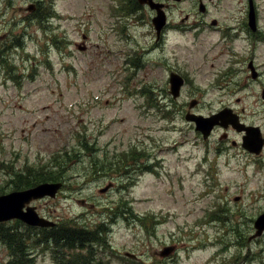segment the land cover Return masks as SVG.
Wrapping results in <instances>:
<instances>
[{
    "label": "rangeland",
    "instance_id": "1",
    "mask_svg": "<svg viewBox=\"0 0 264 264\" xmlns=\"http://www.w3.org/2000/svg\"><path fill=\"white\" fill-rule=\"evenodd\" d=\"M134 1L0 0V196L33 188L35 167L36 185L64 183L35 211L106 221L107 251L66 254L52 227L15 217L4 227L38 245L33 264H264V149L243 147L232 122L205 137L187 118L230 112L264 137V0H155L160 31ZM10 256L0 243V264Z\"/></svg>",
    "mask_w": 264,
    "mask_h": 264
},
{
    "label": "water",
    "instance_id": "2",
    "mask_svg": "<svg viewBox=\"0 0 264 264\" xmlns=\"http://www.w3.org/2000/svg\"><path fill=\"white\" fill-rule=\"evenodd\" d=\"M139 1L140 3H147L151 7L158 10L157 15L154 17L153 21L157 30L160 31L166 24V13L162 10H159V6L161 4L154 3L153 0ZM254 17V11L251 6V26L253 25ZM176 78L179 80L178 86L182 85L181 79H179L178 77ZM173 88H176V83L174 84ZM187 118L195 120L197 126H199V128L204 132L205 137L210 134V131L212 130L214 124L221 123L220 119L222 120L221 124L232 122L240 131L244 128H246L247 130V135L244 136L243 147L254 153H260L263 148L264 139L261 137L260 132L256 131V129L258 128L245 127L239 122L235 123V121L229 116L227 112L219 113L208 118L196 114H189L187 115ZM201 125L202 127H200ZM62 185V182H43L34 186L33 188H28L27 190L14 191L9 194L0 196V221L15 217L20 218L23 221H26L27 223L34 226L53 225V222L38 215L35 211V207L33 205H30V203L32 202V200L39 199L43 196L55 197ZM255 224L258 228V234H261L264 231V214L260 216ZM161 254L164 256L170 254V248L164 249Z\"/></svg>",
    "mask_w": 264,
    "mask_h": 264
},
{
    "label": "trees",
    "instance_id": "3",
    "mask_svg": "<svg viewBox=\"0 0 264 264\" xmlns=\"http://www.w3.org/2000/svg\"><path fill=\"white\" fill-rule=\"evenodd\" d=\"M135 4H139L136 3L134 1ZM41 17V13L38 15V18ZM24 170V169H23ZM22 172V170H20ZM20 171H17V173H19ZM36 172V168L32 167V166H27L25 168V173L28 174H32L31 176L26 178V181L30 182V184H28L29 187L31 186H35L38 182V178L33 175V173ZM35 180V181H34ZM5 223H0V243H3L5 245L9 246L10 252H11V256L10 259H8V261L6 262V264H33V259H31V255L33 254H37L38 253V245H29L28 241L24 238H28L25 237L23 233H19V232H15L13 230L7 229L5 228L4 225ZM107 222L103 221L100 222L99 224H97L98 228H94L97 231L91 230V229H87L85 227H81L79 228L78 226H75V228H70L67 227V224L64 226L63 224H59V231L57 233H55V229L52 228L51 230V235H49V238L53 239L54 242L60 246L64 248V252L66 254H70L68 253V250H72L74 251L76 254H81V251L83 249H88L90 250L92 247V253L88 254L87 256H93V255H97L95 254V248L92 246L93 243H97V241L99 242V246H103V248L105 250L104 253H106L107 251V234L103 235L104 232H102L101 230H98L101 225H106ZM19 237V246L16 247L13 243V240ZM48 241V240H46ZM80 243V244H79ZM79 244V245H78ZM81 248V251H78V247ZM113 255V253H112ZM70 256H74L73 254H71ZM77 257H73V258H65L62 257L61 258V263L60 264H80V260L81 257H79V255H75Z\"/></svg>",
    "mask_w": 264,
    "mask_h": 264
},
{
    "label": "flooded vegetation",
    "instance_id": "4",
    "mask_svg": "<svg viewBox=\"0 0 264 264\" xmlns=\"http://www.w3.org/2000/svg\"><path fill=\"white\" fill-rule=\"evenodd\" d=\"M153 1H154V3L161 4V3H159V1H155V0H153ZM152 9H153V12L156 11V15H157L158 10H157L156 8H153V7H152ZM166 9H167V5L161 4V5L159 6V10L164 11V12L166 13V15H167ZM156 15H155V16H156ZM167 25H168V22L164 25V28L168 27ZM252 26H253V25H252ZM162 31H163V30H162ZM228 35H229V36H232V37L234 38V36H233L232 34L228 33ZM161 36H162V32H161L160 34H157V35H156V39L159 40V39L161 38ZM221 36L224 37V35H221ZM234 39H235V38H234ZM229 55H230V53H229ZM228 64H229V62H228ZM259 74H260V73L254 74V75H253V78H257ZM213 82H214V81H210V82H209V85L212 86ZM229 108H230V107H229ZM224 109H226V108H224ZM230 109L232 110V108H230ZM221 110H222V109H221ZM221 110H220V111H221ZM226 111H229V110L226 109ZM218 113H219V112H218ZM213 114H217V113H213ZM229 114H230V112H229ZM252 115H255L254 112L247 113V116H252ZM236 116H238V115H236ZM239 120H240V118H239ZM241 122H242V121H241ZM242 123L245 125V127H257V128H258V131L261 132L259 126L251 125V124H247V123H245V122H242ZM222 125H226V124H222ZM237 131H238V130H237ZM245 131H247L246 128H244V132H245ZM238 132H239V131H238ZM244 132H240V133L243 134V135H242V141L244 140V136L247 135V133H244ZM263 139H264V137H263ZM263 149H264V147H263ZM262 151H263V150H262ZM111 184H112V182H110V185H111ZM57 224L59 225L60 223L56 222V224H55L54 226H52V228L55 227V228H54V229H55V231H54L55 233H57V232L61 229V228L59 229V227H56ZM46 228H51V227H46Z\"/></svg>",
    "mask_w": 264,
    "mask_h": 264
}]
</instances>
